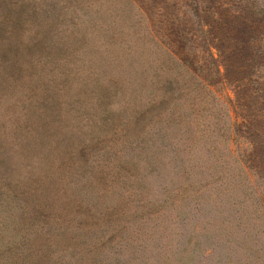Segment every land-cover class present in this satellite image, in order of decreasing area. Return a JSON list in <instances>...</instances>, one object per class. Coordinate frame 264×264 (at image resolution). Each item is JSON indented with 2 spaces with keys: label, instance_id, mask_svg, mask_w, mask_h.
I'll return each instance as SVG.
<instances>
[{
  "label": "rangeland",
  "instance_id": "1",
  "mask_svg": "<svg viewBox=\"0 0 264 264\" xmlns=\"http://www.w3.org/2000/svg\"><path fill=\"white\" fill-rule=\"evenodd\" d=\"M0 25V264H264V0H0Z\"/></svg>",
  "mask_w": 264,
  "mask_h": 264
},
{
  "label": "trees",
  "instance_id": "2",
  "mask_svg": "<svg viewBox=\"0 0 264 264\" xmlns=\"http://www.w3.org/2000/svg\"><path fill=\"white\" fill-rule=\"evenodd\" d=\"M7 21H8L7 17L4 16V20H3L2 24L7 26ZM0 33H2L1 25H0ZM15 48L16 47H11V48L7 49V53L3 55L4 56V59H3L4 62H7L8 58H9V60H11V59L15 60L17 58L15 56L16 55L15 54ZM0 209H1V212H3V215L5 217L6 226L8 225L9 222L15 221L18 218H21V216H22V212H21L22 207L18 203H13L10 200H7V201L4 200L2 198V195H0Z\"/></svg>",
  "mask_w": 264,
  "mask_h": 264
}]
</instances>
